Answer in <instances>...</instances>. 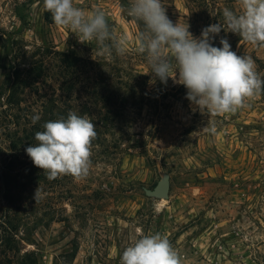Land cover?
<instances>
[{
	"label": "rangeland",
	"instance_id": "1",
	"mask_svg": "<svg viewBox=\"0 0 264 264\" xmlns=\"http://www.w3.org/2000/svg\"><path fill=\"white\" fill-rule=\"evenodd\" d=\"M24 1L0 0V175L13 170L21 183L10 203L0 198V264L26 255L38 264H120L126 247L156 233L168 237L181 264H264V88L234 113L201 112L183 85L154 77L139 51L144 25L128 14L134 0H74L86 14H105L109 35L99 46L46 24L43 3ZM162 4L194 37L220 24L214 46L226 38L264 79V46L225 25V8L242 14L239 0ZM59 53L84 61L70 97ZM39 60L45 75L33 88L19 87V104L10 106L15 69L23 79ZM62 112L95 125L86 178L49 180L26 154L37 144L32 117L40 116L37 125ZM41 174L43 182L29 183ZM164 179L169 197H148ZM8 213L16 231L5 225Z\"/></svg>",
	"mask_w": 264,
	"mask_h": 264
},
{
	"label": "clouds",
	"instance_id": "2",
	"mask_svg": "<svg viewBox=\"0 0 264 264\" xmlns=\"http://www.w3.org/2000/svg\"><path fill=\"white\" fill-rule=\"evenodd\" d=\"M239 4L240 15L223 10L227 30L252 45L264 46V0H239ZM43 8L57 27L75 34L81 44L96 41L99 46L109 35L100 10L86 14L74 0H43ZM128 14L144 25L139 51L147 53L154 77L164 84L171 78L183 85L186 99L201 112L234 113L244 106L246 98L264 88V79L251 56L238 55L226 38L220 39V47L214 46L223 30L220 24L206 26L199 38L194 37L188 25L169 19L162 0H134ZM39 120V115L32 117L33 124ZM43 129L35 133L37 144L25 149L33 164L49 180L62 175L86 178L92 141L97 135L92 121L69 112L66 119L47 121ZM37 196L38 190L35 199ZM120 264H181V259L168 237L156 233L143 235L126 247Z\"/></svg>",
	"mask_w": 264,
	"mask_h": 264
},
{
	"label": "trees",
	"instance_id": "3",
	"mask_svg": "<svg viewBox=\"0 0 264 264\" xmlns=\"http://www.w3.org/2000/svg\"><path fill=\"white\" fill-rule=\"evenodd\" d=\"M37 2H41L43 3V0H26L22 3L23 6H30L34 3ZM19 18L21 19V21L23 23L26 22L25 16L21 13L18 14ZM44 21L46 24L49 25H53L54 22L52 21V17L51 14L47 11L44 10ZM59 57H60V67H59V74L61 76V78L63 79V83H65V91L67 92L68 96H72L73 92H74V86L76 85L75 82V76L78 75L79 71H86L85 69V65H83L84 61L82 58L71 55V54H65V53H59ZM47 69L44 66V62L41 60L36 61L29 69L26 70L25 72V78L22 79L21 77V72L19 70L15 69V78L17 79L16 84H13V90L8 94L7 97V103L10 106L13 105H18L19 104V87H34L39 80H41L43 78V76L45 75ZM79 76V75H78ZM9 82H10V77L8 78ZM8 82V83H9ZM20 84V86L18 85ZM18 85V86H17ZM66 112V111H65ZM50 113L53 114V110L51 109ZM68 112L67 113H59L55 118H49L47 121L50 120H57V119H61L64 118L66 119L68 116ZM110 119V117L104 116L101 121L104 122V126L106 127L108 120ZM47 121H45L44 123H46ZM43 124H34V131L30 132V136L31 137H35V133L38 131H43ZM0 181L2 183V186L0 185V198L1 200H4L7 204L10 203L15 194H14V190L15 187L19 188L21 183L19 181V177L16 173V175H14L13 170H6L3 171V173L0 175ZM44 181V177L42 176V174L40 175L39 178L37 179H30L29 183L33 184V183H41ZM6 220V224L5 225H11L12 227H10L9 229L11 231H16V227L12 224V218L10 216V214L8 213L7 216L5 217ZM16 264H38L36 260H32L29 258L28 255H26V258L23 257L19 262H17Z\"/></svg>",
	"mask_w": 264,
	"mask_h": 264
},
{
	"label": "water",
	"instance_id": "4",
	"mask_svg": "<svg viewBox=\"0 0 264 264\" xmlns=\"http://www.w3.org/2000/svg\"><path fill=\"white\" fill-rule=\"evenodd\" d=\"M170 182L168 179L160 181L153 190H146V195L153 199H167L169 197Z\"/></svg>",
	"mask_w": 264,
	"mask_h": 264
}]
</instances>
